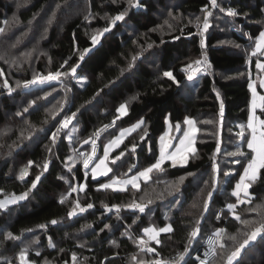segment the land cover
<instances>
[{
    "label": "trees",
    "instance_id": "1",
    "mask_svg": "<svg viewBox=\"0 0 264 264\" xmlns=\"http://www.w3.org/2000/svg\"><path fill=\"white\" fill-rule=\"evenodd\" d=\"M141 3L146 7L131 8L127 0H0V28H5L0 34V198L12 191L28 193L26 199L0 210V264H19V253L25 248L31 264H73V253L76 264H137L134 256L153 262L156 253L177 257L186 247L180 264H199L197 255L204 238L219 230H225L218 241L225 247H217V258L209 264H226L227 254L243 242L245 234L264 223L260 215L247 211L264 201V169L250 188L253 203H237L229 190L247 160L246 155H228L238 147L249 152L238 133L243 125L244 135L249 136V82L264 73L256 67L264 55L251 54L264 26V0H217L219 7H212L210 0ZM220 7L235 8L241 14L231 17ZM125 9V21L118 22L93 47L91 35L107 26L108 17ZM209 12V27L201 32ZM8 20L12 24L6 26ZM37 48L48 59L38 52H33L35 59H24L25 50ZM86 48L91 51L81 61L79 56ZM199 59H205L209 74L189 80L182 69ZM65 60L68 64L61 68ZM76 64L75 75L23 88L36 73L66 72ZM166 71L178 83L165 77ZM83 79L86 82L81 83ZM5 80L11 92L3 86ZM260 91L264 96V90ZM123 103L127 115L116 119V109ZM73 112L76 117L53 142L51 134L59 121ZM258 114L264 118L260 108ZM186 116L193 117L198 126L196 153L189 155L186 166L173 167L171 161H165L162 170H154L147 181L142 179L139 189L100 187L114 177L134 174L155 163L168 118L183 123ZM109 120H115L116 126L104 137L100 156L119 128L139 120L144 124L110 150L111 173L93 178L91 168L81 164L80 151L89 147L98 126ZM71 129L77 133L69 139ZM122 151L124 155L113 163ZM29 161L33 166L21 180L20 171ZM45 161L47 171L42 167ZM41 172L36 188H31ZM77 200L85 208L89 203L93 207L84 212L77 209L70 217ZM133 202L145 205L144 212L128 207ZM230 203L236 204L234 210L241 220L231 215ZM112 205H119V211ZM221 208L223 217L216 221ZM53 219L55 225L50 223ZM242 220L252 223L244 225ZM41 224L47 227H39ZM105 224L110 227L101 231ZM150 225L157 229L171 225L173 229L160 233L159 245L150 242L155 253L142 251L139 244L141 237L148 240L143 230ZM194 227L200 231L189 242ZM7 232L20 239H6ZM231 236L236 239H229ZM234 264H264V235L250 242Z\"/></svg>",
    "mask_w": 264,
    "mask_h": 264
},
{
    "label": "snow or ice",
    "instance_id": "2",
    "mask_svg": "<svg viewBox=\"0 0 264 264\" xmlns=\"http://www.w3.org/2000/svg\"><path fill=\"white\" fill-rule=\"evenodd\" d=\"M113 3H116V0H112ZM127 3L129 7L131 8H141V7H146L141 3V0H127ZM211 6L212 7H219V4L217 3V0H210ZM221 12H226L228 16L231 17H236L240 15L235 8H223L220 7ZM91 15V14H90ZM128 15V9H125L124 11L118 12L115 16H110L108 17V22L107 26L104 27L101 30H97L93 35H91V44L93 47H95L97 44L100 43V38L104 36L105 33L111 31L113 27L117 25L118 22L125 21L126 16ZM171 16L172 14L169 13ZM211 13H207V15L204 17L203 21V29L201 32L206 31L209 27L208 23V16H210ZM244 15H247V13H244ZM85 19H88V16L85 17ZM199 19V18H197ZM7 23V22H6ZM167 23V21H165ZM171 25H169L170 27ZM5 29L0 28V34L4 33ZM201 44L203 46V40L201 41ZM151 47V45H149ZM91 51V48H86L84 49L83 53L80 54L79 59L82 61L84 59V56ZM258 53L261 55H264V31L260 32L259 37L256 39L255 42V49L252 51V55L256 56ZM28 55V54H25ZM137 59V56L132 57V61L134 62ZM201 60H194L190 64L186 65L184 71H188L189 69L192 70L193 73L199 72L201 70L200 65H201ZM68 64V61L65 60L63 64H61V68H64L65 65ZM195 65V67H193ZM79 67V64H76L74 66H71L68 71L66 72H61L59 70L55 72H49L46 76L45 75H34L33 79L30 81H25V86L29 84H36V83H45L47 81H54V80H59L61 76H67L69 74L75 75L77 68ZM129 67H132V64H129ZM256 67L260 69L262 72H264V61L257 60L256 61ZM3 73L0 72V75ZM165 77L169 78L170 80H173L174 82L178 83V81L175 80V77L173 76L172 72L166 71L163 74ZM189 80L192 79V75L189 74L187 77ZM5 88H9L8 82L5 80L4 85ZM260 86L264 87V80H261ZM249 88L252 90V104H251V115L248 118V124L247 128L250 129L249 136L244 135V126L241 125V132L238 133V135L242 138V140L246 143L247 149L249 152L245 154L240 150V148H237L236 153H229L228 155H240V156H245L246 155V166H243V174L239 176V180L237 181L235 185V189L232 192V195L237 197V203L244 204H252L253 200L251 198L252 194L249 192V189L252 187L253 183H255L259 178V172L261 169H264V119H260L259 117L256 116V109L260 108L261 113L264 114V96H261L257 93L256 87L253 84H249ZM12 89L9 88V92H11ZM99 93H97L98 95ZM49 95V93H45V96ZM135 99V97H133ZM259 101V102H258ZM31 103H35V101H32ZM127 104H121L117 109L116 112L119 114L116 119H119L122 116L127 115ZM27 111V109H25ZM79 109H77V112ZM223 113V104L221 103V115ZM19 114V113H18ZM77 113L73 112L71 115H66L61 121H59V124L56 128V131L51 134V139L53 142L56 141L59 133L61 132L62 129L68 128L69 124L72 123L73 119L76 117ZM113 123H115V120H113ZM185 123L189 125V131L184 133V138L180 139L179 145L176 146L175 151L169 152L168 149L172 147L170 143L166 144L164 143L165 138L161 137V147H160V155L159 158L155 161V163L151 164L150 166L146 167L143 169V171H140L136 176H133L131 179H125V180H119V179H113L111 183H106V184H101L100 187L104 189L108 188H113L114 185H120L121 191L126 190L125 185H132L133 188L139 189V184L137 181L142 177L145 181L150 179V173H152L154 170H162V165L165 163V161H171V166L175 167L178 164L180 166H186L188 161H189V155L195 156L196 150L195 148L191 147V145L194 143V135L198 129L195 128V122L192 120H186ZM144 124L143 120H139L136 125H134L130 130H124L120 133L118 137L110 141L108 145L105 146L104 149V156L103 158L99 159V163H97L93 168H92V174L93 178H95L98 175H107L109 172L112 171L111 168L107 167L105 161L108 160L109 157V152L115 147H118L120 143H122L123 138L125 136L126 131H135L137 128H140ZM107 128V125L104 126ZM177 129H179V125H177ZM103 129H98L96 132L93 133V137L98 138L99 132L102 131ZM75 131V129H73ZM146 134V130H145ZM143 139V137H142ZM89 141H85V143H88ZM93 144V155L95 153V139L91 140ZM135 145L132 146V150H135ZM219 151V149H217ZM93 155H89L87 158L83 160V165L85 168L89 167L90 162L93 159ZM124 155V152L122 151L119 156H116L113 159V163H115L116 160H119L121 156ZM68 159H72L69 157ZM236 163H240L239 160L235 161ZM33 161H29L28 165L23 168L20 171V174L18 176L19 179L23 180L26 176L29 175V168L33 166ZM43 170L47 171L48 170V162L45 161L44 164L42 165ZM213 169L214 171H218V166L213 164ZM71 170V169H69ZM131 171V168L129 169ZM41 175H43V172H41L40 175H37L35 179L31 183V188H36L37 183L41 179ZM188 175H192V173H189ZM227 175V174H226ZM184 180V177L180 178V183H182ZM76 188H73L72 191H76ZM84 188L83 186L80 187V191H83ZM2 189H0V193H2ZM241 194H243V198H241ZM28 193H22L19 196L16 195H11L9 197H6L3 200H0V210L7 209V207L11 204H15L18 200H24L27 198ZM208 197L210 198L212 196L211 192H208ZM64 197L61 198V203L64 202ZM148 203H151L149 200ZM93 205L91 203L86 205V208L90 209L92 208ZM107 207V206H105ZM128 207L130 208H136L139 210V212H144L145 210V205L143 204H138L133 202L132 204H129ZM193 207H196L195 204H193ZM208 207L207 200L204 202V210L206 211ZM228 209L233 212V216L236 220H241V217L237 215L234 211L236 208L235 203H230L227 205ZM85 206H81L80 202L77 200L75 203L74 208L72 211L68 213V216H74L76 215L77 209L79 212H84L86 210ZM112 208H115L117 211H119L120 206L119 205H112ZM111 211V208L108 209ZM248 212L251 213H257L264 219V201H261L260 203H255L253 207H250L247 209ZM135 223V221H133ZM244 225H249L252 223V221L249 220H242L241 221ZM51 224L55 225L57 223V220L53 219L50 221ZM41 228L47 227L45 224L39 225ZM110 226L108 224H105L101 231H103L106 228H109ZM144 233L148 236V240H145L143 237L139 239V244L141 246L142 251H148V252H156V249L154 247L149 246L150 242L154 241L157 245L160 244V240L158 239V236L160 233L164 232H172V226L167 225L162 228H145ZM199 228L194 227L192 231L189 233V242L194 240L198 234H199ZM225 230H219L213 235L217 238V241H219V238L221 236V233ZM264 235V223H260L258 227H254L249 233H246L245 236L246 238L243 240L242 243H240L238 246H236L233 250H231L227 256H226V264H234V261H237V259L241 255V251L252 241H255L257 237H260ZM5 238L8 240H19L20 237L15 236L12 232H7L5 234ZM229 239L235 240V236L229 237ZM113 243H115L113 241ZM53 246L54 245H51ZM216 247H219L220 249H223L225 247L224 243H217L215 247L211 246L209 247V252H215ZM187 253V247L185 248V251L182 253H179L176 258H174L171 261H164V260H156L153 262H147L144 260H137V257H133V260L137 261V264H179L180 261H183L185 258V254ZM159 255V253H156ZM36 255H40L39 252L36 253ZM19 259V264H31V262L28 259V252L27 249H22L19 253L18 256ZM197 259L200 260V264H209V261L207 260V253L205 254V259H200L197 257ZM76 254L73 253L72 255V261L73 264H76ZM11 264V262H9Z\"/></svg>",
    "mask_w": 264,
    "mask_h": 264
},
{
    "label": "built area",
    "instance_id": "3",
    "mask_svg": "<svg viewBox=\"0 0 264 264\" xmlns=\"http://www.w3.org/2000/svg\"><path fill=\"white\" fill-rule=\"evenodd\" d=\"M199 60H201V62H202L201 65H200L201 70L199 72L193 73L192 70L189 69L187 71L188 75L191 74L192 77H196V76H206V75L209 74V70H208V67H207L205 59H199ZM193 67H195V65ZM47 74L48 73H43L41 75H45L46 76ZM32 79H29V80H26V81H30ZM34 85H36V84H29V85L25 86V82H24L23 83V88L24 89H29V88L33 87ZM105 125H107V128L104 127ZM115 126H116V122L113 123V120L106 121L103 124H101L100 126H98V128L94 132H96L98 129H103L102 131L99 132L98 138L93 137V134H92L91 139H90L89 147L86 148V149H82L80 151V158H81V164L82 165H83V160L85 158H87L89 155H93V144H92L91 140L95 139V153L93 155V159L90 162L88 168H92L94 166V164L97 162L98 157L101 154L102 141H103L104 137L106 135H108L110 132H112L114 130ZM11 195L19 196L18 193H16L15 191H12L9 194L5 195V198L9 197ZM223 214H224V211L221 208L218 211L217 215H216V221H221V219L223 217ZM213 233H215V232H210V233H208L206 235V237L204 238L203 243L201 245L200 251H199V253L197 255V257H199L200 259H205V254L207 253V260L209 262H213L214 260H216L217 254H218L217 247H216V251L214 253L213 252H209L210 245L215 247L216 244L218 243L217 238L213 235ZM174 258H176V256L171 257V258H165V257H162V256L158 255L156 260L171 261ZM179 264H180V262H179Z\"/></svg>",
    "mask_w": 264,
    "mask_h": 264
},
{
    "label": "crops",
    "instance_id": "4",
    "mask_svg": "<svg viewBox=\"0 0 264 264\" xmlns=\"http://www.w3.org/2000/svg\"><path fill=\"white\" fill-rule=\"evenodd\" d=\"M260 61H262V60H260ZM262 74V73H261ZM260 75H258V74H256V75H254V77H259ZM251 82H249V84H250ZM260 89L261 90H264V87H261L260 86V84L258 85V94L259 95H261V96H263V94H262V92L260 91ZM251 90V89H250ZM259 102V101H258ZM127 109H128V107H127ZM258 109L259 108H257L256 109V116L257 117H259L260 119H264V118H262L259 114H258ZM128 111V110H127ZM251 115V99H250V104H249V116ZM249 116H248V118H249ZM192 120V121H194L195 122V128L196 129H198V126H197V124H196V120L193 118V117H191V116H186L185 118H184V121H183V123H180V122H177V123H172L170 120H169V118H168V120H167V126H166V129H165V131L160 135V137H159V151H160V147H161V137H164L165 138V140H164V143H166V144H168V143H170L171 145H172V147L171 148H169L168 149V151L169 152H172V151H175V149H176V146H178L179 145V142H180V139H182V138H184V133L185 132H187V131H189V125L187 124V123H185V121L186 120ZM177 125H179V129H177ZM132 126H134V125H132ZM122 129L123 130H130L131 129V127H129V126H126V127H122V128H120L119 130H118V132L115 134V136H113L112 138H110L107 142H106V144H105V146L106 145H108L109 143H110V141H112L113 139H115L116 137H118L119 135H120V133L122 132ZM130 131H126L125 132V136H124V138H123V140L125 139V137H126V135L129 133ZM196 134H197V131L195 132V133H193V135H194V143L191 145V147H193V148H195L196 147V145H195V142H196ZM121 144V143H120ZM120 146V145H119ZM118 146V147H119ZM118 147H115V148H118ZM115 148H113V149H115ZM105 149V148H104ZM160 155V154H159ZM143 171V170H142ZM140 172V171H139ZM137 173V172H136ZM135 174V173H134ZM243 174V173H242ZM132 174H130V175H126V176H118V177H114V178H112L111 180H110V183H111V181L113 180V179H119V180H125V179H131V178H127V177H133V176H131ZM142 177L137 181V183L139 184V188L141 187V182H142ZM236 185V184H235ZM129 186H132V185H125L124 187H125V189H127ZM113 189H115V190H119L120 189V185H114V187H113ZM234 189H235V186L231 189V190H229V193L232 195V192L234 191ZM249 192H250V189H249ZM235 197V196H234ZM237 198V197H236ZM241 198H243V194H241ZM235 211V210H234ZM236 213V212H235ZM237 214V213H236ZM231 215H233V212L231 211ZM165 227V226H164ZM200 263V262H199Z\"/></svg>",
    "mask_w": 264,
    "mask_h": 264
},
{
    "label": "rangeland",
    "instance_id": "5",
    "mask_svg": "<svg viewBox=\"0 0 264 264\" xmlns=\"http://www.w3.org/2000/svg\"><path fill=\"white\" fill-rule=\"evenodd\" d=\"M83 1V0H82ZM21 4H23L22 3V1H21ZM60 13H63V10H60ZM113 16H115V15H113ZM9 24H12V20H8V22H7V24H6V26L7 25H9ZM5 26V27H6ZM4 28V27H3ZM5 29V28H4ZM262 31H264V26H263V28L261 29V31L260 32H262ZM44 32V31H43ZM260 32L258 33V35L256 36V38H255V42H256V39L259 37V34H260ZM22 43H24V42H22ZM254 49H255V44H254ZM25 52H27L26 54H28V55H32V57L30 58V59H27L26 58V55H25V57H24V59L25 60H31V59H35V57H34V53L36 54V52H38V54L37 55H40L41 53L42 54H44V56H45V58H47L48 59V54L46 53V52H42L40 49H34V50H25ZM34 52V53H33ZM43 73H45V72H40V73H36L35 75H41V74H43ZM192 78H194V77H192ZM59 80H60V78H59ZM58 80V81H59ZM261 80H264V73H262L259 77H252L251 78V80H250V82H251V84H253L255 87H256V91H257V93H258V85L260 84V82H261ZM55 81H57V80H55ZM83 82H86V79H83V81L81 82V83H83ZM36 84H42V83H36ZM85 84V83H84ZM123 104H125V103H123ZM251 104H252V90H251ZM129 127H133L132 125L131 126H129ZM120 129V128H119ZM118 129V130H119ZM118 130L116 131V133L118 132ZM71 133L69 134V139H72V137L77 133V129H75V131H73V129H71ZM122 131H124L123 129H122ZM115 133V134H116ZM115 134H114V136H115ZM103 156H104V153L98 158V160H97V162L94 164V166L97 164V163H99V159L100 158H103ZM27 163V162H26ZM105 163H106V165H107V167H109V168H111L112 169V167H111V164H110V162H109V159L108 160H106L105 161ZM28 165V163L27 164H25L24 166H23V168L24 167H26ZM93 166V167H94ZM92 167V168H93ZM90 172H91V175H92V177H93V174H92V169H90ZM109 173H111V172H109ZM108 173V174H109ZM139 172H137V173H135V174H132L131 176H136L137 174H138ZM102 176H104V175H98V176H96L95 178H99V177H102ZM127 178H132V177H127ZM108 183H110V181H108ZM3 199H5V196H3V197H1L0 198V200H3ZM19 201V200H18ZM12 205V204H11ZM9 207V206H8ZM154 226H152V225H150V226H148L147 228H153ZM148 239V238H147ZM140 247V246H139ZM138 260H140L139 258H138ZM200 264V263H199Z\"/></svg>",
    "mask_w": 264,
    "mask_h": 264
},
{
    "label": "bare ground",
    "instance_id": "6",
    "mask_svg": "<svg viewBox=\"0 0 264 264\" xmlns=\"http://www.w3.org/2000/svg\"><path fill=\"white\" fill-rule=\"evenodd\" d=\"M199 24V23H198Z\"/></svg>",
    "mask_w": 264,
    "mask_h": 264
},
{
    "label": "clouds",
    "instance_id": "7",
    "mask_svg": "<svg viewBox=\"0 0 264 264\" xmlns=\"http://www.w3.org/2000/svg\"><path fill=\"white\" fill-rule=\"evenodd\" d=\"M92 169V168H91Z\"/></svg>",
    "mask_w": 264,
    "mask_h": 264
}]
</instances>
